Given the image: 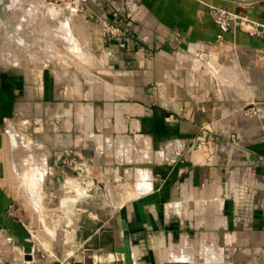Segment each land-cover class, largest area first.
I'll list each match as a JSON object with an SVG mask.
<instances>
[{
	"label": "crops",
	"instance_id": "obj_1",
	"mask_svg": "<svg viewBox=\"0 0 264 264\" xmlns=\"http://www.w3.org/2000/svg\"><path fill=\"white\" fill-rule=\"evenodd\" d=\"M40 3L0 4V264H34L22 210L48 212L67 151L108 203L71 228L63 196L65 223L41 219L33 245L63 249L40 264H126V234L134 264H264V27L224 33L209 8L264 25V0ZM104 20L128 31L110 41Z\"/></svg>",
	"mask_w": 264,
	"mask_h": 264
},
{
	"label": "rangeland",
	"instance_id": "obj_2",
	"mask_svg": "<svg viewBox=\"0 0 264 264\" xmlns=\"http://www.w3.org/2000/svg\"><path fill=\"white\" fill-rule=\"evenodd\" d=\"M40 2L43 3L44 1L43 0L41 1L40 0H21L20 1L21 6L18 4L19 6L16 5L17 7H14V8L11 7V10L13 9L14 11H16L15 13H17L18 11L20 15L27 14L28 12L30 13V8L32 4L34 5L38 4V6L36 7L37 10H39L38 15H43L44 13L40 10L41 8ZM13 10L11 12H13ZM44 30H45L44 25H42V27L38 29L40 33H44L45 32ZM66 169H67L66 178H64L62 182L59 183V187L57 188V190H54V189L50 190L53 192V194L51 195V198L48 201V206L50 208L47 209L48 212L46 214L41 213V215H37V214L30 215L26 211L22 210V218L24 222L26 223V225L28 226V228L30 229V232L32 234V237H31V240H33L32 246L36 245L37 243L35 239L36 235L40 236L41 238L45 237L44 231L42 232L41 230V221H42L41 219H46V220L50 219L54 223V225L55 224L58 225L64 222V219L67 214L60 207V203H61L63 196H68L71 198L78 199L76 206L73 208V214L71 215L72 220H73V224L72 226H70L71 228H74V226L77 223V219H79L80 216L83 214L82 210L79 211L80 208L85 206L84 208L88 209V205H90L92 210L90 209L88 210L93 211L94 207H96L95 209H97L99 208V206H105L106 203H108L107 196L106 194H104L106 186L104 183H102L101 177L97 176V172H95L94 169H91L90 172L83 173L82 174L83 180L78 179V176H79L78 173H81L80 170L74 171L73 169H70V168H66ZM77 185L79 186L77 187ZM79 187L83 188L85 195H79V192H80L78 191ZM81 204H82V207H81ZM84 212H86V214L88 213L87 211H84ZM70 246L71 247H69V249L71 248V250H73L72 242ZM59 247L60 246L58 244H52L49 241H47V246L33 247V256L35 255L34 259L35 260H40V259H45V258L51 259L53 256H54L53 259H57L59 258L57 257L59 255V252L56 253V251L60 250ZM51 248L55 249V251L51 250ZM74 252L77 253L76 251ZM45 254L47 257L45 256ZM38 255L42 257L40 258ZM92 255L94 254L92 253L91 255L89 254L84 255L85 258H82V260L86 261L88 257H91ZM74 259L75 257L69 258L68 260L58 262V264H73ZM106 259L107 260L105 261H101L100 259H98V261L95 264H98L99 262L106 264L110 261H113L115 257L110 255L109 257H106ZM27 261H33V260H27ZM34 264H36L35 261H34ZM110 264H118V263L112 262Z\"/></svg>",
	"mask_w": 264,
	"mask_h": 264
},
{
	"label": "built area",
	"instance_id": "obj_3",
	"mask_svg": "<svg viewBox=\"0 0 264 264\" xmlns=\"http://www.w3.org/2000/svg\"><path fill=\"white\" fill-rule=\"evenodd\" d=\"M48 4H52L57 7L65 8L69 13L75 14L83 11L87 2L89 0H43ZM210 13L217 24V26L221 29L222 32L226 33L229 31H236L237 29H244L250 33H258L264 27V25L246 17L241 16L235 12L229 11L222 7L216 5H209ZM104 29L103 34L108 37V40H114L119 36H123L128 29L124 28L120 24H110L107 20L103 21ZM61 161L64 166L67 168L73 169L74 171L80 170L81 173H78V179H82V174L85 172H90L93 169L88 160L77 158L72 151H67L61 158ZM83 180V179H82ZM32 247V259L33 256V247ZM27 257V253H26ZM74 261L73 264H75ZM86 264L85 262H82Z\"/></svg>",
	"mask_w": 264,
	"mask_h": 264
},
{
	"label": "water",
	"instance_id": "obj_4",
	"mask_svg": "<svg viewBox=\"0 0 264 264\" xmlns=\"http://www.w3.org/2000/svg\"><path fill=\"white\" fill-rule=\"evenodd\" d=\"M125 228H126V225H125ZM117 252L124 254V256H125L124 259H125V263L126 264H134L133 256H132V248H131L130 238H129V236L127 234L125 236L124 245L121 246V247H119V248H117ZM26 253H27L26 259L27 260H31L32 259V256H31L32 247L31 246H28L26 248ZM75 264H83V263L80 262V261H76Z\"/></svg>",
	"mask_w": 264,
	"mask_h": 264
},
{
	"label": "bare ground",
	"instance_id": "obj_5",
	"mask_svg": "<svg viewBox=\"0 0 264 264\" xmlns=\"http://www.w3.org/2000/svg\"><path fill=\"white\" fill-rule=\"evenodd\" d=\"M18 1H21V0H18ZM40 1H41V0H40ZM15 2H17V0H15ZM15 2H14V1H10V0H9V1H6V0H0V4L5 5L6 8L10 7V6H11L12 4H14ZM32 2H34V1H32ZM22 3H23V2H22ZM16 5H17V4H16ZM17 6H19V5H17ZM35 7H36V6H35ZM42 7H43V6H42ZM44 7H45V6H44ZM44 7H43V8H44ZM34 10H35V8H34V6L32 5L31 8H30V14H33V13H34ZM44 11H45V10H44ZM44 233H45V232H44ZM68 240H69V239H68ZM51 241H52V240H51ZM69 243H70V242H69ZM69 243H68V244H69ZM62 244H63V243H62ZM62 244H61V245H62ZM68 244H67V245H68ZM70 244H71V243H70ZM67 245H66V248H67ZM69 246H70V245H68V247H69ZM37 247H38V246H37ZM45 248H46V247H45ZM60 249H63V248H60ZM67 249L69 250V248H67ZM51 250L55 251V249H52V248H51ZM57 252H59V250L56 251V253H57ZM60 252H61V251H60ZM64 252H65V251H64ZM64 252H63V253H64ZM61 253H62V252H61ZM68 254H70V251H67V250H66L65 255H68ZM75 255H76V254H75ZM38 256H39V255H38ZM45 256H46V254H45ZM71 256H72V254H71ZM71 256H70V257H71ZM34 257H35V255H34ZM39 257H40V256H39ZM41 257H42V256H41ZM41 257H40V258H41ZM46 257H47V256H46ZM50 257H51V256H50ZM53 257H54V256H53ZM53 257H52V258H53ZM57 257H58V256H57ZM65 257H66V256H65ZM124 257H125V256H124ZM55 258H56V256H55ZM63 258H64V257H63ZM67 258H68V257H67ZM77 258H78V261L82 262V257H81V256H78ZM47 259H48V258H47ZM60 259H61V258H60ZM60 259H59V260H60ZM65 259H66V258H65ZM40 260H41V259H40ZM43 260H44V259H43ZM56 260H58V258H57ZM61 260H62V259H61ZM34 261H35V259H34ZM88 261H89V262H93V258L89 257V258H88ZM33 263H34V262H33ZM36 263H37V260H36ZM31 264H32V263H31ZM39 264H40V263H39Z\"/></svg>",
	"mask_w": 264,
	"mask_h": 264
}]
</instances>
